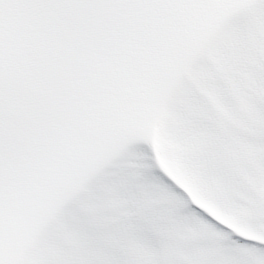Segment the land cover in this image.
I'll use <instances>...</instances> for the list:
<instances>
[{
    "label": "snow or ice",
    "instance_id": "1",
    "mask_svg": "<svg viewBox=\"0 0 264 264\" xmlns=\"http://www.w3.org/2000/svg\"><path fill=\"white\" fill-rule=\"evenodd\" d=\"M0 264H264V0H0Z\"/></svg>",
    "mask_w": 264,
    "mask_h": 264
},
{
    "label": "bare ground",
    "instance_id": "2",
    "mask_svg": "<svg viewBox=\"0 0 264 264\" xmlns=\"http://www.w3.org/2000/svg\"><path fill=\"white\" fill-rule=\"evenodd\" d=\"M242 223H244L243 221H242ZM244 224H246V223H244ZM247 225V224H246Z\"/></svg>",
    "mask_w": 264,
    "mask_h": 264
}]
</instances>
